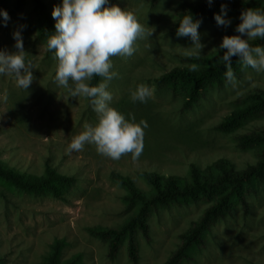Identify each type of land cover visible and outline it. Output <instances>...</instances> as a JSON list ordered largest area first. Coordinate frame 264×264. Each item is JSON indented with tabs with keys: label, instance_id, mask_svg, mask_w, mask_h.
<instances>
[{
	"label": "rangeland",
	"instance_id": "obj_1",
	"mask_svg": "<svg viewBox=\"0 0 264 264\" xmlns=\"http://www.w3.org/2000/svg\"><path fill=\"white\" fill-rule=\"evenodd\" d=\"M194 0H109L132 12L151 36L138 39L132 56H113L111 71L117 76L109 83L110 106L136 123L146 122L143 152L133 160L125 154L118 160L100 155L95 145L68 152L72 139L95 125L98 117L90 100L73 97L69 88L55 81L58 61L46 54L37 38L41 20L33 0H0L8 12L7 26L0 24V50L16 51L12 33L21 30L26 60L31 62L33 81L27 90L17 85L14 75H0V160L26 173L41 174L48 158L62 173L77 177L76 184L61 198L34 196L6 185L0 195V255L3 264H40L55 240H63L62 260L81 255V264H133L126 243L115 257L108 245L89 235L88 228H116L133 211L123 200L125 191L109 173L132 176L140 188L146 185L137 173L158 168L166 174L185 176L191 162L207 163L218 156L237 168L257 162L255 145H239L244 134L264 129V110L239 122L231 132L218 124L249 101L253 90L264 91V72L243 67L235 84L227 79L208 85L194 100L183 93L157 85L153 78L184 63L195 53L188 37H178L173 25L176 13ZM48 11L60 0H44ZM241 13L227 12L231 24L218 26L215 19L198 30L203 47L199 54L219 47L225 35H239L235 28ZM2 19V18H0ZM54 20V19H53ZM55 24V21H54ZM102 81V80H101ZM100 81V82H101ZM74 87L73 82H69ZM140 85L151 90L146 102H133L131 94ZM243 199L224 216L210 224L206 243L182 264H264V179L242 194ZM211 200L201 198L188 205L151 208L146 214L147 237L138 230V259L135 264H163L179 246L180 236L202 218Z\"/></svg>",
	"mask_w": 264,
	"mask_h": 264
},
{
	"label": "trees",
	"instance_id": "obj_2",
	"mask_svg": "<svg viewBox=\"0 0 264 264\" xmlns=\"http://www.w3.org/2000/svg\"><path fill=\"white\" fill-rule=\"evenodd\" d=\"M153 3L158 0H151ZM41 25L37 29V38L45 43L46 54H54L47 48V40L55 32L53 17L48 11L44 0H33ZM227 4L228 11L242 13L247 9L264 11V0H213L211 6L207 0H194L186 3L185 8L177 12L173 29H177L182 16L190 13L195 19H201L200 28L206 22L214 19L221 5ZM199 28V29H200ZM252 46L264 47V39L249 41ZM225 49L219 47L204 54H186L184 63L175 65L169 70L153 78L157 85L164 86L175 92L183 93L185 97L194 100L208 85H214L226 79L227 66L221 60ZM243 62L238 57H232L231 68L234 74H239ZM102 77H93L90 84L97 85ZM249 101L240 108L226 115L218 124L221 132H231L249 116L264 110V91L253 90ZM239 145H255L258 148V160L255 164L243 169L237 168L229 159L218 156L207 163L191 162L188 164L185 176L166 174L158 168L142 170L137 177L143 180L146 189L135 183V177L111 171L110 179L124 191L123 200L132 205L131 214L116 228H88L90 236L106 242L108 256L113 258L118 253L122 243H126L129 259L133 264L138 259V230L147 237L148 224L144 220L148 211L157 206L188 205L198 202L201 198L211 200V206L205 210L202 218L194 226L180 236V244L174 253L163 264H182V262L198 251L206 243L210 233V224L219 216H224L233 206L242 202L243 193L248 188L264 179V129L244 134L238 138ZM77 177L58 171L55 163L49 158L45 160L41 174L21 172L6 162L0 160V195L6 185L12 190L34 196H50L61 198L65 190L76 184ZM63 240H55L43 256L40 264H81V255L75 254L62 260ZM0 264L3 258L0 255Z\"/></svg>",
	"mask_w": 264,
	"mask_h": 264
},
{
	"label": "clouds",
	"instance_id": "obj_3",
	"mask_svg": "<svg viewBox=\"0 0 264 264\" xmlns=\"http://www.w3.org/2000/svg\"><path fill=\"white\" fill-rule=\"evenodd\" d=\"M209 6L213 0H207ZM228 6L221 5L220 12L214 14L218 26L231 24L227 19ZM55 32L47 40V48L54 53L58 61L55 81L59 86L69 88L73 97L83 96L90 100L98 120L95 125H85V130L75 136L68 152L83 151L86 145H95L97 152L112 160H118L125 154H131L133 160L143 152L144 128L146 122L136 123L126 119L124 114L110 106L112 94L109 83L117 76L111 57L133 55L134 44L138 39L151 36L132 13L121 9L109 0H60L52 8ZM0 24L7 26L10 16L0 9ZM240 23L235 31L239 35H225L219 45L225 49L221 60L227 66L226 79L235 84V74L231 68L232 57H238L243 65L257 72H264V47L252 46L249 41L264 39V11L247 9L239 17ZM201 19L192 14L182 16L176 29L178 37H188L195 53L199 54L203 45L200 42L199 28ZM16 51L0 50V75H14L18 87L27 90L34 77L31 62L26 60L21 30L12 33ZM102 77L95 86L90 82L93 77ZM74 87H70L69 82ZM151 90L140 85L131 94L133 102L144 103ZM7 90L0 91V100L6 101Z\"/></svg>",
	"mask_w": 264,
	"mask_h": 264
}]
</instances>
